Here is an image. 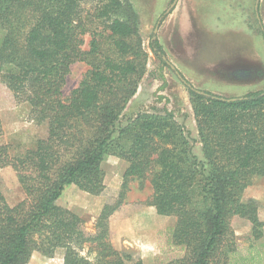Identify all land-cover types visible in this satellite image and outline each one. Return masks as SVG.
<instances>
[{
    "label": "trees",
    "instance_id": "obj_1",
    "mask_svg": "<svg viewBox=\"0 0 264 264\" xmlns=\"http://www.w3.org/2000/svg\"><path fill=\"white\" fill-rule=\"evenodd\" d=\"M82 1L0 0V95L27 104L47 132L15 155L0 145V169L11 166L25 194L10 206L0 188V264H26L34 252L63 264H145L109 240V219L134 181L151 187L145 205L176 220L169 242L183 256L167 264H264L259 204L242 200L250 180L264 177V90L222 98L189 87L196 139L167 109L124 119L146 73L139 18L124 0H97L91 20L102 29L85 50ZM149 48L164 65L154 34ZM76 62L89 69L64 96ZM107 156L127 167L114 201L88 224L56 202L70 186L100 196ZM234 217L250 225L244 246Z\"/></svg>",
    "mask_w": 264,
    "mask_h": 264
},
{
    "label": "rangeland",
    "instance_id": "obj_2",
    "mask_svg": "<svg viewBox=\"0 0 264 264\" xmlns=\"http://www.w3.org/2000/svg\"><path fill=\"white\" fill-rule=\"evenodd\" d=\"M139 18L142 48L147 53L146 73L137 92L127 105L125 118L140 111L167 109L176 121L196 139L195 122L190 105L189 87L222 98L241 97L264 90V0H124ZM176 2L173 8L171 5ZM97 0L82 1L88 31L83 36V49L89 48L92 32L102 29L93 24L91 15ZM168 12V13H167ZM5 32L0 28V45ZM155 35L164 52V65L150 51ZM89 67L76 62L63 87L67 96L75 89ZM164 78L166 85L162 88ZM0 145L8 146L15 155L31 148L46 137L45 125L37 124L30 107L12 105L5 94L0 95ZM127 164L113 156L102 162L105 190L90 196L74 186L64 190L56 204L88 224L96 223L104 205L111 204L122 184ZM126 204L110 217L109 240L117 251H125L145 264H167L183 256V250L172 247L170 230L174 217L156 214L145 205L151 194L147 182L130 183ZM0 188L10 206L25 199L11 166L0 169ZM254 199L264 222V177H253L242 194V200ZM239 245H245L250 225L237 217L230 221ZM264 233V228H263ZM264 245L263 238L256 242ZM26 264H63L61 255L47 258L34 252Z\"/></svg>",
    "mask_w": 264,
    "mask_h": 264
},
{
    "label": "water",
    "instance_id": "obj_3",
    "mask_svg": "<svg viewBox=\"0 0 264 264\" xmlns=\"http://www.w3.org/2000/svg\"><path fill=\"white\" fill-rule=\"evenodd\" d=\"M258 3H259V0H257L256 6H255L256 11H257V8H258ZM175 4H176V2H173V4L171 5V8H173Z\"/></svg>",
    "mask_w": 264,
    "mask_h": 264
}]
</instances>
